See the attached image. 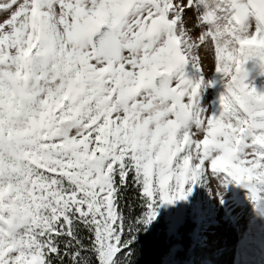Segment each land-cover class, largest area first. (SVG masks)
Returning a JSON list of instances; mask_svg holds the SVG:
<instances>
[{
	"label": "snow or ice",
	"instance_id": "obj_1",
	"mask_svg": "<svg viewBox=\"0 0 264 264\" xmlns=\"http://www.w3.org/2000/svg\"><path fill=\"white\" fill-rule=\"evenodd\" d=\"M0 13V264H216L247 206L264 245V0Z\"/></svg>",
	"mask_w": 264,
	"mask_h": 264
},
{
	"label": "bare ground",
	"instance_id": "obj_2",
	"mask_svg": "<svg viewBox=\"0 0 264 264\" xmlns=\"http://www.w3.org/2000/svg\"><path fill=\"white\" fill-rule=\"evenodd\" d=\"M252 213H248L247 210L242 212V215L239 217L238 226H233L229 224L235 232V243H231L230 245H225L223 248L217 249L219 250V254H216L215 260L216 264H234L235 261V252L238 250H242L246 245L250 244V256L249 260L251 264H261V260H264V245L261 243V233L258 230L259 228V220L251 219ZM253 224L257 226V230L253 235L252 229ZM222 233L228 234L229 228L228 225L222 227ZM223 240H228V235H223ZM229 252L227 256H225L224 252ZM228 258H230L228 262Z\"/></svg>",
	"mask_w": 264,
	"mask_h": 264
},
{
	"label": "rangeland",
	"instance_id": "obj_3",
	"mask_svg": "<svg viewBox=\"0 0 264 264\" xmlns=\"http://www.w3.org/2000/svg\"><path fill=\"white\" fill-rule=\"evenodd\" d=\"M0 15H3V13H0ZM256 84L260 87H264V78H259L257 77L256 78ZM212 94H213V98L215 97L216 95V91L215 90H212ZM237 190H234V192H236ZM233 193H230V196L232 195ZM207 193L204 192V191H201L200 193V196L201 197H204L206 196ZM248 211V213H251V206H247V208L245 209ZM244 211V210H243ZM243 211H240L239 212V217L242 215V212ZM262 222L260 221V224ZM228 225V228L230 229L229 230V233L228 234H223L222 233V230H223V226H226ZM211 235H212V238H213V244L216 245V248L220 250V248H223L225 247V245H230L231 243H235L236 240H235V232L234 230L232 229V227L223 219H221V221H219L217 224H215L212 228V231H211ZM223 235H228V240L225 241L223 240ZM161 238L163 239V235H161ZM219 250L217 251V254H219ZM225 253V256H227V254L229 253L228 251L227 252H224ZM230 258H228V262H229Z\"/></svg>",
	"mask_w": 264,
	"mask_h": 264
},
{
	"label": "trees",
	"instance_id": "obj_4",
	"mask_svg": "<svg viewBox=\"0 0 264 264\" xmlns=\"http://www.w3.org/2000/svg\"><path fill=\"white\" fill-rule=\"evenodd\" d=\"M165 243L166 241L164 238H161V235L155 236L152 242L146 247L140 264H157L159 252Z\"/></svg>",
	"mask_w": 264,
	"mask_h": 264
}]
</instances>
